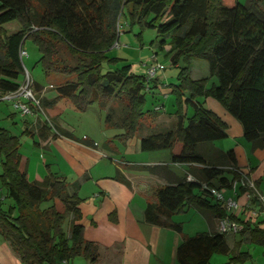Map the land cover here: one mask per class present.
<instances>
[{"label":"trees","instance_id":"16d2710c","mask_svg":"<svg viewBox=\"0 0 264 264\" xmlns=\"http://www.w3.org/2000/svg\"><path fill=\"white\" fill-rule=\"evenodd\" d=\"M121 16L130 29L137 26L140 32L153 30L161 37L168 36L172 66L181 59L186 61L185 66H177L176 84L169 87L176 108L175 122L169 126L155 124L152 128L145 124L146 119L155 123L161 113L155 110L157 106L145 110L146 90L156 88L155 83L147 89L145 77L134 75L128 64L118 67L122 60L108 55L117 39L116 21ZM11 23H16L18 30L8 34L5 26ZM26 41L37 49L35 64L41 67L44 78H63L50 82L55 98H36L40 109L68 100L82 113L97 104L105 111V128L122 131L115 137L120 142L138 136L141 152L171 151L180 144L181 150L172 155V163L202 167L206 185L178 180L155 191V202L147 203L145 208L147 224L180 235L181 243L175 250L177 264H208L213 255L230 256L229 264L251 261L247 252L228 247L229 234L198 233L188 237L172 217L188 208L209 213L216 220L227 216L213 198L214 188L210 189L209 181L217 179L220 188L231 190L232 183L241 177L235 171L232 151L221 153L222 160L216 164L206 162L200 153V146L223 140L226 133L213 113L195 104L198 99L218 102L238 122L252 150L264 149L262 0H246L244 5L238 0H0V95L16 91L22 82L18 50ZM164 45L163 38L158 46ZM191 58L206 61L209 77H190ZM211 78L216 83L207 88ZM188 107L194 112L189 118L183 111ZM57 132L73 139L64 131ZM79 142L93 145L90 140ZM20 148L18 137L0 129V237L24 264H71L77 257L95 263L98 246L84 239V228L79 224L80 200L68 194L64 179L51 173L41 182L28 181L19 171ZM133 168L150 173L155 170ZM226 172L232 176L228 182L222 177ZM114 179L128 184L119 173ZM238 190L245 192L241 187ZM6 200L10 205L4 207ZM54 200L62 203L65 214L55 210ZM250 206L262 210L255 196L250 198ZM229 218L242 227L236 235L264 250V219L257 217L261 220L255 222L237 215ZM109 219L114 220L113 216Z\"/></svg>","mask_w":264,"mask_h":264},{"label":"crops","instance_id":"0c3cea01","mask_svg":"<svg viewBox=\"0 0 264 264\" xmlns=\"http://www.w3.org/2000/svg\"><path fill=\"white\" fill-rule=\"evenodd\" d=\"M151 60L156 62L155 55ZM164 69L157 73L148 88L155 83L156 88L148 90L150 99H147L146 107L151 100V103L161 108L157 118L159 121L156 120L152 128L155 124L165 127L175 122V100L170 95L169 87L176 84V75L173 80ZM200 79L203 77L193 78ZM33 83L38 99L55 98L56 94L50 83L45 86ZM195 104L213 113L226 133L225 139L198 148L204 160L216 164L222 160L221 153L232 151L235 171L246 176L256 185L259 193L264 195V149L252 150L251 145L243 139L238 122L212 98L198 99ZM183 111L188 118L194 113L191 107L184 108ZM103 112L105 113L93 104L80 113L68 100H60L52 108L35 110L32 116L21 117L0 95V129L9 131L19 141L25 135L31 139L32 145L25 151L21 145L19 171L24 172L30 182H41L48 173L65 180L68 194L80 200L79 224L84 228V239L98 246V260L93 264H177L175 250L181 243L180 235L147 224L144 218L145 208L147 203L155 202V191L178 180L206 185L203 182L202 167L172 163L171 157L179 154L180 144H176L171 151L141 152L138 136L125 143L120 142L115 137L122 133L121 130L110 129L115 132H105ZM57 130L72 135L73 139L59 135ZM84 139L90 140L93 145L79 142ZM138 166L155 170L150 173L133 168ZM117 173L126 179L127 185L114 179ZM222 177L228 182L232 176L226 172ZM209 185L210 189L219 188L225 197H231L242 205L247 202L239 190L232 192L220 188L217 179L210 180ZM53 205L58 213L65 214V208L59 200H54ZM110 216H113V221L109 219ZM237 216L241 220H261L255 219L248 212ZM172 220L182 225V233L188 237L198 233H217V220L209 213H201L193 208L186 209L180 219L174 216ZM67 221L65 231L68 236L69 217ZM238 242L241 244L237 247L235 244ZM226 244L235 252H247L251 256V261L245 264H264V250L258 246L256 247L259 249H255V245L249 244L239 235H227ZM213 256L222 257H217L220 264H229L230 256ZM0 264H24L2 237ZM71 264L90 263L78 259Z\"/></svg>","mask_w":264,"mask_h":264},{"label":"rangeland","instance_id":"374dc122","mask_svg":"<svg viewBox=\"0 0 264 264\" xmlns=\"http://www.w3.org/2000/svg\"><path fill=\"white\" fill-rule=\"evenodd\" d=\"M238 2L241 5H244L246 3V0H238ZM119 21H120V25H122L121 28L119 29V32L117 33L118 34L117 42H118L119 47L112 48L110 52L108 53L109 57L122 60L121 62L118 63L117 66L120 67L124 64H128L130 65L132 73L134 75L143 76L146 78L147 68L153 63L160 64L161 66H163V68H165L164 72H166V74L169 75L172 79L173 78L175 79V75H177V72H178V67L185 66L186 61L184 59L179 60L177 63L178 64L177 68L171 65L169 61L170 57L168 56V51L170 48V46L168 45L169 37L168 36L161 37L157 35L155 31L153 30H144L143 32H140L137 26L130 29L129 27H127L126 21L123 18V16L119 18ZM5 30L7 31L8 34H10L18 30V26L16 23H11L5 26ZM163 38L166 40V45L162 46V48H159L158 46L159 42ZM24 49L26 50L30 58V59L27 58L24 60V66L29 74L30 81H32L31 89L33 91V95L35 98H37L33 90V86H34L33 82H37L45 86L48 83L52 82L53 80L61 81L63 80V78H58V79L50 78L49 80L44 78L41 67L38 64H35L39 56L37 49L29 41L25 42ZM154 55L156 57V62L151 60V57H153ZM188 66H189V71H190V77L192 79L193 78L195 79L198 76H202L203 78L209 77L208 69H207L208 66L205 60L198 59V58H191L188 61ZM213 83H216V80L214 78L209 79L207 83V88H209ZM151 85L152 84L149 83L147 88H149V86ZM147 99L148 100L150 99L148 90H146V104H147ZM155 105L156 104L151 103V100H150L149 105L145 109L147 108L154 109L157 106ZM94 107H97V109H100L97 104H94ZM102 116L105 117L104 112L102 113ZM157 121H159V119ZM145 124L147 125L150 124V126L153 125V123H151L149 119H146ZM109 131L111 130L106 128L105 132L109 133ZM113 132H115V130L111 131V133ZM20 139H21L20 142H21V145L23 146L24 151L25 149H28V147H31L32 145L31 139L28 138V136L25 135ZM8 205H10V203L6 200L4 202V207H7ZM252 209L253 208H248L245 211L248 212L249 214V212L253 211ZM182 215L183 214L177 215L176 219H180ZM255 249H259V248L255 246ZM217 257L222 258L221 256H213L210 264H220L218 260L219 258ZM78 259L83 260V258L77 257L73 259V261L75 260L77 261Z\"/></svg>","mask_w":264,"mask_h":264},{"label":"built area","instance_id":"2783aa9c","mask_svg":"<svg viewBox=\"0 0 264 264\" xmlns=\"http://www.w3.org/2000/svg\"><path fill=\"white\" fill-rule=\"evenodd\" d=\"M119 18L116 22V32H119V29L122 25H120ZM36 30V28H34ZM118 38V34H117ZM119 47L117 39L113 44L112 48ZM28 58V54L23 46L19 47L18 50V59L20 61L21 67L23 69V79L18 87V89L14 92L7 93L3 95V99L8 101L11 104L12 109L17 112L21 117L32 116L35 110H40L38 100L34 97L32 87V81H30L29 74L24 66V60ZM163 66L160 64H152L147 68L146 71V87L151 83L157 73L162 71ZM148 89V88H147ZM156 111H160L161 108L158 106L155 108ZM241 187L245 190L244 196L246 197V204L242 205L237 200L231 197H225L224 193L218 189H212L211 194L213 198L219 203L227 216L220 218L217 220V233L219 234H233L236 235L241 231V225L229 218L230 215H237L239 213L246 212L245 210L251 208L250 206V198L256 197L258 202L261 204L262 210L258 212V208L249 212L252 217L257 218L261 217L264 219V195L259 193L255 184L250 181L246 176H241L238 181L232 183L231 190L232 192L237 191L238 188Z\"/></svg>","mask_w":264,"mask_h":264}]
</instances>
